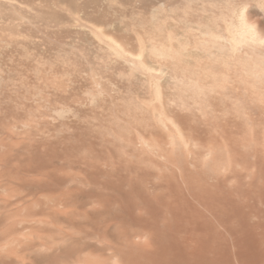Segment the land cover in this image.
<instances>
[{
    "label": "bare ground",
    "instance_id": "1",
    "mask_svg": "<svg viewBox=\"0 0 264 264\" xmlns=\"http://www.w3.org/2000/svg\"><path fill=\"white\" fill-rule=\"evenodd\" d=\"M0 264H264V0H0Z\"/></svg>",
    "mask_w": 264,
    "mask_h": 264
},
{
    "label": "rangeland",
    "instance_id": "2",
    "mask_svg": "<svg viewBox=\"0 0 264 264\" xmlns=\"http://www.w3.org/2000/svg\"><path fill=\"white\" fill-rule=\"evenodd\" d=\"M21 73H22V72H20V73H19V72H17L16 74H17V76H18V75H19V76H21Z\"/></svg>",
    "mask_w": 264,
    "mask_h": 264
}]
</instances>
